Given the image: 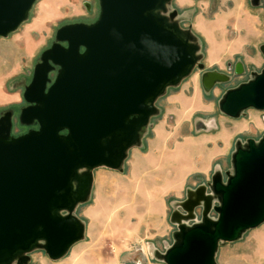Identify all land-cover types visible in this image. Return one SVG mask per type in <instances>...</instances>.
I'll use <instances>...</instances> for the list:
<instances>
[{
  "label": "water",
  "instance_id": "1",
  "mask_svg": "<svg viewBox=\"0 0 264 264\" xmlns=\"http://www.w3.org/2000/svg\"><path fill=\"white\" fill-rule=\"evenodd\" d=\"M35 1L0 0V37L19 28ZM172 1L98 0L96 19L59 26L33 67L18 120L36 127L14 135L12 111L0 114V264H26L35 248L59 259L81 240L84 224L74 210L91 192V170L120 168L157 99L203 68L200 46L181 28ZM259 50L264 55V44ZM225 78L208 71L202 84L210 89ZM217 105L231 118L264 110V63ZM229 163L224 181L216 171L211 178L217 204L199 185L181 203L186 214L173 213L178 231L163 254L166 264H215L218 242L264 221V134L235 145ZM199 205L201 221L182 223Z\"/></svg>",
  "mask_w": 264,
  "mask_h": 264
},
{
  "label": "rangeland",
  "instance_id": "2",
  "mask_svg": "<svg viewBox=\"0 0 264 264\" xmlns=\"http://www.w3.org/2000/svg\"><path fill=\"white\" fill-rule=\"evenodd\" d=\"M177 9L180 26L199 44V62L179 84L170 86L156 103V113L143 128L118 169L91 170L93 185L76 215L84 224L81 240L59 259L35 248L26 264H166L165 251L176 241L181 203L199 185L218 200L210 183L216 171L224 181L231 173L229 154L247 138L264 134V110L247 108L231 118L218 109L223 92L250 79L264 62V5L253 0H192ZM189 8V9H187ZM98 0H36L27 19L0 37V114L12 111L14 132L31 127L19 123L24 87L30 82L41 52L55 39L56 29L71 22H92ZM208 71L225 75L210 89L202 84ZM181 162V164H180ZM202 205L187 226L200 222ZM215 218L211 210L208 214ZM215 264H264V221L241 232L238 239L218 242ZM12 264H16L13 262Z\"/></svg>",
  "mask_w": 264,
  "mask_h": 264
},
{
  "label": "crops",
  "instance_id": "3",
  "mask_svg": "<svg viewBox=\"0 0 264 264\" xmlns=\"http://www.w3.org/2000/svg\"><path fill=\"white\" fill-rule=\"evenodd\" d=\"M175 2L177 4V6H182V7H184V6L189 7V6H192V4H193L192 0H175ZM187 9H189V8H187ZM180 164H181V162H180Z\"/></svg>",
  "mask_w": 264,
  "mask_h": 264
},
{
  "label": "flooded vegetation",
  "instance_id": "4",
  "mask_svg": "<svg viewBox=\"0 0 264 264\" xmlns=\"http://www.w3.org/2000/svg\"><path fill=\"white\" fill-rule=\"evenodd\" d=\"M257 3H259L260 5H262L261 7H263L264 5V0H257ZM264 63V62H263ZM263 65V64H262ZM52 74H55V72H53ZM31 128H35L36 126H30ZM14 132V121L12 119V133Z\"/></svg>",
  "mask_w": 264,
  "mask_h": 264
},
{
  "label": "bare ground",
  "instance_id": "5",
  "mask_svg": "<svg viewBox=\"0 0 264 264\" xmlns=\"http://www.w3.org/2000/svg\"><path fill=\"white\" fill-rule=\"evenodd\" d=\"M217 81V80H216ZM138 264V263H137Z\"/></svg>",
  "mask_w": 264,
  "mask_h": 264
}]
</instances>
